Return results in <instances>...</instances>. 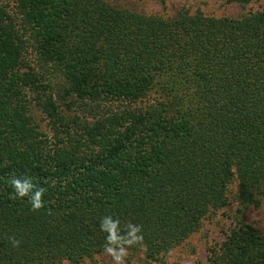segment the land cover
Segmentation results:
<instances>
[{
  "label": "trees",
  "instance_id": "1",
  "mask_svg": "<svg viewBox=\"0 0 264 264\" xmlns=\"http://www.w3.org/2000/svg\"><path fill=\"white\" fill-rule=\"evenodd\" d=\"M32 105L67 138L49 146ZM14 176L47 189L42 209L10 198ZM234 180L235 225L207 264H264V232L242 219L264 196V7L0 0V264H77L103 251L107 215L142 225L153 258L226 207Z\"/></svg>",
  "mask_w": 264,
  "mask_h": 264
},
{
  "label": "rangeland",
  "instance_id": "2",
  "mask_svg": "<svg viewBox=\"0 0 264 264\" xmlns=\"http://www.w3.org/2000/svg\"><path fill=\"white\" fill-rule=\"evenodd\" d=\"M129 4L145 14L172 18L179 12L200 13L208 17H232L249 15L264 7V0H253L247 5H239L229 0H111ZM33 116L49 146L57 143L58 138H67L65 133L55 134L49 119L38 107L32 105ZM71 114H74L71 113ZM41 133V132H40ZM77 136L84 138L85 136ZM237 181L228 188V205L218 210H209L201 219L200 225L181 242L171 246L153 258H148L143 247L130 248L126 264H207L218 255L221 245L235 225L233 213L238 206ZM242 219L264 232V196L257 205H250L243 213ZM171 251V255L169 252ZM61 264H73L63 261ZM77 264H113L111 257L104 251L84 257Z\"/></svg>",
  "mask_w": 264,
  "mask_h": 264
},
{
  "label": "clouds",
  "instance_id": "3",
  "mask_svg": "<svg viewBox=\"0 0 264 264\" xmlns=\"http://www.w3.org/2000/svg\"><path fill=\"white\" fill-rule=\"evenodd\" d=\"M10 186L12 188L11 199L27 197L33 211L44 207L43 197L47 189L35 184L32 178L14 176L10 180ZM100 230L106 233L103 251L105 255L111 257L113 264H126L129 249L143 246L142 225L134 224L131 221L122 225L119 218L107 215L100 221ZM9 240L13 247H19L21 243L15 237H9ZM169 255H171V251Z\"/></svg>",
  "mask_w": 264,
  "mask_h": 264
}]
</instances>
